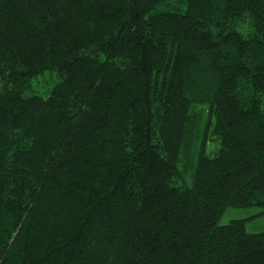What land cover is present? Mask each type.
Masks as SVG:
<instances>
[{
  "label": "trees",
  "instance_id": "obj_1",
  "mask_svg": "<svg viewBox=\"0 0 264 264\" xmlns=\"http://www.w3.org/2000/svg\"><path fill=\"white\" fill-rule=\"evenodd\" d=\"M250 207L264 0H0V264H264Z\"/></svg>",
  "mask_w": 264,
  "mask_h": 264
},
{
  "label": "rangeland",
  "instance_id": "obj_2",
  "mask_svg": "<svg viewBox=\"0 0 264 264\" xmlns=\"http://www.w3.org/2000/svg\"><path fill=\"white\" fill-rule=\"evenodd\" d=\"M53 74V73H52ZM57 77L54 79L51 78V73L49 71L44 72L43 74L38 75L36 78L32 79L31 87L36 88L39 91L47 92L55 82ZM212 147V146H211ZM182 170L184 167L183 164L179 165ZM191 173V172H190ZM190 173L186 175V179L189 181ZM262 208L260 207H250L244 209L237 208H227L225 212L220 216L218 224L224 225L228 224L232 220L237 219H246L245 229L249 233H258L264 231V215H257Z\"/></svg>",
  "mask_w": 264,
  "mask_h": 264
}]
</instances>
